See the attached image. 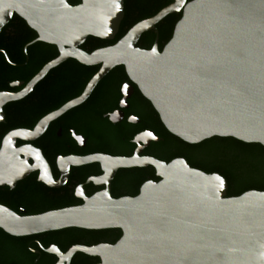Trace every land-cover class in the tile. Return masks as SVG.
Masks as SVG:
<instances>
[{
	"label": "water",
	"instance_id": "95a60500",
	"mask_svg": "<svg viewBox=\"0 0 264 264\" xmlns=\"http://www.w3.org/2000/svg\"><path fill=\"white\" fill-rule=\"evenodd\" d=\"M79 1L71 5L69 0H0V30L17 14L38 33V41L60 50L22 95L0 93V121L5 104L28 93L67 58L85 66L101 65L81 96L33 130H17L4 138L0 179L14 184L32 170L15 148L17 138L39 136L52 119L85 102L116 66L125 68L167 131L182 141L198 144L232 137L264 147V0H173L115 44L90 53L79 48L89 36L116 38L125 17L124 0ZM179 13L161 51L158 35L151 49L137 46L143 33L157 32L156 24ZM148 136L145 144L158 140ZM43 161L45 166H39L45 173L48 165ZM92 163L102 167L104 174L92 180L107 184L105 191L81 196V205L34 215L0 205V228L15 237L68 228L120 229L122 235L113 244L77 245L66 254L97 257V264H264V191L229 197L225 178L193 168L184 158L165 162L137 152L130 157L92 154L67 159L74 166ZM148 166L158 181L143 183L136 196L110 195L118 169Z\"/></svg>",
	"mask_w": 264,
	"mask_h": 264
},
{
	"label": "flooded vegetation",
	"instance_id": "af4514ba",
	"mask_svg": "<svg viewBox=\"0 0 264 264\" xmlns=\"http://www.w3.org/2000/svg\"><path fill=\"white\" fill-rule=\"evenodd\" d=\"M14 17L15 14L0 30V37L15 39L10 51L0 47V93L22 95L27 84L43 67L59 57L60 50L56 45L38 41V33L33 29L29 36L27 32L21 33L14 25ZM22 35H31L32 38L21 45L16 39ZM88 38L79 48L90 53L92 47ZM90 67H97L98 71L101 65ZM88 72L85 69L83 73L80 62L67 58L50 69L28 93L5 104L4 119L0 121V149L9 133L33 130L43 118L81 96L97 73L83 87ZM153 112L152 104L130 80L125 68L114 67L99 81L85 102L52 119L39 136L31 140H15L16 150L32 170L14 184L0 179V205L20 215H34L81 205L83 197L105 191L107 184H95L92 180L104 174L99 163L74 166L68 165L67 159L92 154L130 157L137 152L141 157L156 158L163 152L159 143L165 138L143 124L144 118ZM149 134L158 140L145 144ZM40 154L42 157L39 158ZM42 158L48 165L45 169L48 173L42 172ZM149 180L156 181L142 174V168L118 169L110 182V195L113 198L136 196L134 190H140ZM116 192H120L118 197L114 196L118 194ZM64 233L59 230L15 237L0 228V264L99 262L97 257L81 252L67 258L72 247L88 245L66 238Z\"/></svg>",
	"mask_w": 264,
	"mask_h": 264
},
{
	"label": "trees",
	"instance_id": "16d2710c",
	"mask_svg": "<svg viewBox=\"0 0 264 264\" xmlns=\"http://www.w3.org/2000/svg\"><path fill=\"white\" fill-rule=\"evenodd\" d=\"M191 1V0H188ZM173 0H124L125 17L121 23L119 33L112 41L102 40L90 36L88 44L91 51L115 44L136 23L156 15L161 9L171 4ZM79 0H69V4L77 5ZM181 18V13L166 16L158 24L156 29L143 33L137 46L142 49H151L158 35V46L161 51L173 34L176 23ZM14 25L17 30L24 34L32 31L28 24L17 14L14 17ZM29 36V35H28ZM32 36L22 35L17 40L23 45ZM15 39L8 36L0 37V47L10 51ZM83 73L88 69L86 80L83 79V87L96 72L97 67L82 65ZM144 126L153 129L165 141L159 143L162 154L156 158L170 162L175 158H184L191 167L200 169L208 174L217 173L221 175L228 184V196L234 197L249 190L264 191V147L257 143H244L232 137H212L198 144H188L178 137L172 135L162 124L157 112L148 114L144 118ZM142 174L147 178L153 177L156 181V173L153 167L142 168ZM143 180L140 181L142 183ZM134 195L139 193L136 188ZM118 197L120 192H116ZM63 235L67 238L76 239L88 246L99 243H115L122 235L120 229L85 230L79 228L63 229Z\"/></svg>",
	"mask_w": 264,
	"mask_h": 264
}]
</instances>
